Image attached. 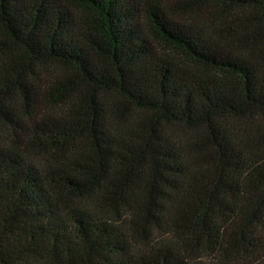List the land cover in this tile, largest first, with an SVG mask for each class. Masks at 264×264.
Masks as SVG:
<instances>
[{
  "label": "trees",
  "instance_id": "trees-1",
  "mask_svg": "<svg viewBox=\"0 0 264 264\" xmlns=\"http://www.w3.org/2000/svg\"><path fill=\"white\" fill-rule=\"evenodd\" d=\"M0 264H264V0H0Z\"/></svg>",
  "mask_w": 264,
  "mask_h": 264
}]
</instances>
